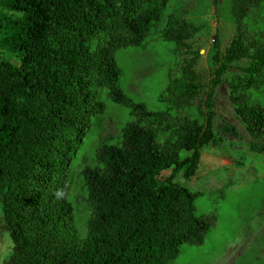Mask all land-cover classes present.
<instances>
[{"label":"trees","instance_id":"1","mask_svg":"<svg viewBox=\"0 0 264 264\" xmlns=\"http://www.w3.org/2000/svg\"><path fill=\"white\" fill-rule=\"evenodd\" d=\"M230 2L237 32L213 57L220 67L211 87L232 63L253 59L230 86L237 114L260 139L264 0ZM198 3L0 0V41L8 51L0 50V203L14 243L4 264H170L183 245L204 244L214 219L198 216L196 194L174 179L181 173L190 180L201 149L215 142L213 114L204 125L178 117L175 101L163 111L136 103L119 87L115 58L119 50L144 46L165 9L172 13L161 38L189 41L201 29L190 12ZM188 81L192 98L200 85L191 83L192 73ZM101 89L132 109L134 119L100 143L96 164H85L71 196L69 162L92 120L105 112ZM247 146L264 154V143Z\"/></svg>","mask_w":264,"mask_h":264},{"label":"rangeland","instance_id":"2","mask_svg":"<svg viewBox=\"0 0 264 264\" xmlns=\"http://www.w3.org/2000/svg\"><path fill=\"white\" fill-rule=\"evenodd\" d=\"M230 8V0H199L190 12L201 29L180 44L160 36L166 16L172 13L165 9L163 20L153 25L144 46L119 50L115 56L122 71L119 87L136 103L163 111L175 101L181 106L178 117L204 125L213 114L215 142L201 149L197 171L190 180L179 173L174 181L196 194V214L212 217L214 225L203 245H183L170 264H264V154L247 146L248 142L264 143V138H256L237 114L230 86L233 80L244 77L241 68L253 59L232 63L220 82L211 87L220 67L213 57L229 46L237 32L229 17ZM0 50L8 56L1 41ZM190 73L194 75L191 83L200 85L192 98L185 93ZM99 96L105 112L92 120L69 162L71 196L79 192L78 174L85 164H96L95 150L100 143L115 138L134 119L132 109L112 102L103 89ZM168 175L169 171L163 172L161 178ZM13 249L0 203V264L9 260Z\"/></svg>","mask_w":264,"mask_h":264}]
</instances>
